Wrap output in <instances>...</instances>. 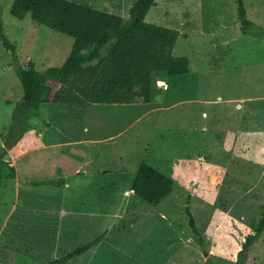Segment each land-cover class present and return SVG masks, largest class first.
<instances>
[{
  "label": "rangeland",
  "instance_id": "374dc122",
  "mask_svg": "<svg viewBox=\"0 0 264 264\" xmlns=\"http://www.w3.org/2000/svg\"><path fill=\"white\" fill-rule=\"evenodd\" d=\"M72 1L126 20L136 0ZM244 1L250 33L238 0H157L146 21L177 30L174 55L191 64L157 80L151 104L31 114L15 62L61 66L74 38L0 0L17 51L0 38V161L15 168L0 190V264H43L99 237L71 264H264V231L244 248L264 211V0ZM12 130L21 141H6ZM142 162L174 180L158 206L132 190Z\"/></svg>",
  "mask_w": 264,
  "mask_h": 264
},
{
  "label": "trees",
  "instance_id": "16d2710c",
  "mask_svg": "<svg viewBox=\"0 0 264 264\" xmlns=\"http://www.w3.org/2000/svg\"><path fill=\"white\" fill-rule=\"evenodd\" d=\"M156 3L157 0H136L125 20L121 15L72 0H14L11 12L17 19L30 15L37 24L74 38L72 50L61 66L39 70L32 61L28 65L15 62L26 109L33 114L32 108L39 109L42 104L148 105L155 96L157 80L188 74L190 58L174 55L178 31L146 21ZM238 3L242 31L250 33L255 24L248 18L245 1ZM0 38L17 57L16 46L5 34L2 22ZM28 119L26 127H21L25 132ZM13 130L6 141H21L25 133ZM14 172L10 162L0 161V190L3 180ZM173 189L174 180L169 175L146 162L140 164L132 185L136 195L158 206ZM186 211L193 232L201 236L190 208ZM253 231L245 249L264 231V211ZM99 240L100 237L43 264H71Z\"/></svg>",
  "mask_w": 264,
  "mask_h": 264
},
{
  "label": "crops",
  "instance_id": "0c3cea01",
  "mask_svg": "<svg viewBox=\"0 0 264 264\" xmlns=\"http://www.w3.org/2000/svg\"><path fill=\"white\" fill-rule=\"evenodd\" d=\"M50 160V159H49ZM54 163V162H53ZM56 163H58V162H56ZM59 164V163H58ZM13 165V164H12ZM85 168V167H84ZM64 170V169H63ZM66 170V169H65ZM49 185H50V183H49ZM67 229H69L68 227H67Z\"/></svg>",
  "mask_w": 264,
  "mask_h": 264
},
{
  "label": "water",
  "instance_id": "95a60500",
  "mask_svg": "<svg viewBox=\"0 0 264 264\" xmlns=\"http://www.w3.org/2000/svg\"><path fill=\"white\" fill-rule=\"evenodd\" d=\"M84 170V167L81 169V171H83Z\"/></svg>",
  "mask_w": 264,
  "mask_h": 264
}]
</instances>
